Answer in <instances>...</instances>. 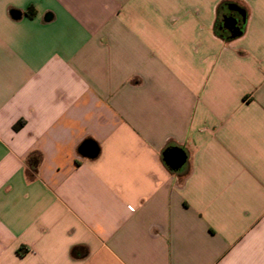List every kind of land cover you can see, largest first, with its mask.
I'll return each instance as SVG.
<instances>
[{
  "label": "crops",
  "instance_id": "crops-1",
  "mask_svg": "<svg viewBox=\"0 0 264 264\" xmlns=\"http://www.w3.org/2000/svg\"><path fill=\"white\" fill-rule=\"evenodd\" d=\"M0 264H264V0H0Z\"/></svg>",
  "mask_w": 264,
  "mask_h": 264
},
{
  "label": "water",
  "instance_id": "water-1",
  "mask_svg": "<svg viewBox=\"0 0 264 264\" xmlns=\"http://www.w3.org/2000/svg\"><path fill=\"white\" fill-rule=\"evenodd\" d=\"M230 8L239 13L243 18L242 26L238 25V21L236 18H226V22L231 25L230 30L232 33V37L235 38L241 36L244 33V29L247 24V13L243 8L236 4L230 5ZM81 153L85 157L94 158L98 154V148L93 144L87 142L82 146ZM163 160L173 172H178L186 166L188 155L183 148L176 146L165 150V152L163 153Z\"/></svg>",
  "mask_w": 264,
  "mask_h": 264
},
{
  "label": "flooded vegetation",
  "instance_id": "flooded-vegetation-1",
  "mask_svg": "<svg viewBox=\"0 0 264 264\" xmlns=\"http://www.w3.org/2000/svg\"><path fill=\"white\" fill-rule=\"evenodd\" d=\"M229 17H234L237 19L238 21V25L239 26H242L243 24V18L241 17V15L235 11L233 12H228V13H225L222 15V27L224 28L225 31H227L228 33L232 34L231 33V25L229 23L226 22V18H229Z\"/></svg>",
  "mask_w": 264,
  "mask_h": 264
},
{
  "label": "trees",
  "instance_id": "trees-1",
  "mask_svg": "<svg viewBox=\"0 0 264 264\" xmlns=\"http://www.w3.org/2000/svg\"><path fill=\"white\" fill-rule=\"evenodd\" d=\"M23 125H24L23 122L18 123L15 126V130H19L21 127H23ZM35 171H36V169H35ZM75 252H76V249L73 250V254H75Z\"/></svg>",
  "mask_w": 264,
  "mask_h": 264
}]
</instances>
